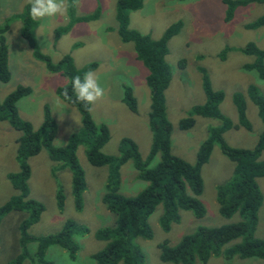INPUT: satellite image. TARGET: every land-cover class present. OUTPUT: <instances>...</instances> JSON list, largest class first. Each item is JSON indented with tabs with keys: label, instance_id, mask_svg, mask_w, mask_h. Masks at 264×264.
<instances>
[{
	"label": "rangeland",
	"instance_id": "374dc122",
	"mask_svg": "<svg viewBox=\"0 0 264 264\" xmlns=\"http://www.w3.org/2000/svg\"><path fill=\"white\" fill-rule=\"evenodd\" d=\"M67 2L70 7L66 15L33 19L37 24L32 33L34 32L39 51L48 56L51 62H56L67 54L75 68L96 63L92 71L96 73L104 95L95 104H90L89 114L95 124H104L109 131V139L100 152L104 155H118L120 140L127 138L136 145L140 158L145 159L150 147L146 70L135 59L132 43H122L116 33V0H80L79 6H73L74 0ZM28 4L27 0H0V25L9 22L4 37L10 72V82L0 85V100L16 85L29 87L30 94L17 101L18 116L36 129L42 122L43 107L47 105L57 125V134L52 144L58 147L64 145L70 133L77 129L79 116L55 96L54 90L64 83V79L60 75L49 73L43 63L35 60L31 48L19 35L22 22L17 17L24 13L30 15ZM72 6L73 12L70 13ZM263 11V5L250 3L237 8L232 19L225 22L224 6L220 0H142L139 9L128 13V29L148 35L153 40L158 39L171 24H181L179 31L167 42L168 53L165 56V62L170 69V81L164 91V106L165 117L171 126L169 137L172 155L193 164L196 150L207 136V127L218 125L216 119L192 116L194 124L191 128L178 129L180 119L187 117L190 108L205 101L200 71L207 76L213 91L223 93L218 109L232 124L237 123L236 111L231 102L232 94L241 93L245 101V115L250 130L241 127L229 129L222 134L224 143L230 148L252 150L255 147L262 124L255 106L245 94V88L248 85L256 86L264 99V80H260L255 71L242 69V66L251 63L253 58L237 52L236 49L242 48L248 42L254 43L258 48H264V26L253 30L244 28L245 24L254 21ZM94 12L98 13L94 21H70L80 16H91ZM66 25L71 27L70 30L54 42L53 31ZM225 47L231 48V51L221 60L218 54ZM179 62H182V66H179ZM125 85L132 90L136 101L135 112L129 111L121 102ZM17 136L18 133L7 123H0V206L16 194L6 175L18 169L14 144ZM75 156L85 181L79 210L74 208L72 202L68 168L58 170L43 150L27 160L30 168L27 180L28 197L43 207L38 220L28 228V235H55L62 230L66 221H71L84 231L71 238L76 248L72 259L65 249L57 245L46 249L44 260L52 264H93L90 256L104 246L103 241L96 239L95 233L113 225V215L101 203L106 179L105 167L90 166L85 159L83 146L77 147ZM258 160L264 162V151L260 153ZM157 161L158 156H155L149 167L154 166ZM232 171L233 163L228 161L218 145L214 144L207 162L201 167L202 191L198 199L205 210L204 216L196 219L190 212L180 211L179 222L164 232L158 226L161 206H156L147 219L151 237L133 239L144 256V264H167L158 259V245L163 241L173 246L183 235L191 233L199 226L218 227L239 221L237 214L228 219L221 217L217 212L214 196L215 187L227 181ZM135 175L130 161L121 166L118 189L120 195L134 196L145 187V183L136 180ZM256 184L262 202L256 213L254 237L264 240V178H257ZM57 191L62 197L60 208L56 203ZM23 215L9 212L0 218V264H9L15 255L25 248L18 242L17 230L24 219ZM26 250L33 252L34 244L28 245ZM28 263L24 261L22 264ZM205 264L264 262L255 258L240 259L236 256L225 260L222 255H218L209 258Z\"/></svg>",
	"mask_w": 264,
	"mask_h": 264
},
{
	"label": "trees",
	"instance_id": "16d2710c",
	"mask_svg": "<svg viewBox=\"0 0 264 264\" xmlns=\"http://www.w3.org/2000/svg\"><path fill=\"white\" fill-rule=\"evenodd\" d=\"M220 2L224 6L223 20L225 22L232 19L234 11L239 7H245L250 3L261 4L264 7V0H220ZM141 5L142 0H116L114 20L119 40L122 43H132L135 59L146 70L145 85L149 92L147 120L150 147L145 159L140 158L136 145L127 138L120 140L118 155H104L100 152L109 139L108 128L104 124L93 122L89 114L90 104L76 100L72 88L73 78L83 77L87 71L94 70L96 63L92 62L75 68L71 57L67 54L58 61L51 62L48 56L39 51L35 42L32 31L37 22L29 13L17 17L22 22L19 35L31 48L34 59L43 63L49 73L60 75L64 79V83L58 85L54 93L58 100L76 111L79 116V126L70 133L64 145L55 147L52 142L57 134V125L47 105L43 107L42 122L36 129L18 116L17 101L30 94L29 87L16 85L4 96L3 100H0V123H7L18 133L14 142L15 162L18 169L6 175L16 194L0 206V218L9 212L24 214V219L18 225L17 230L18 242L25 248L20 254H16L9 264H22L24 261H28V264H52L44 260L45 251L51 245L65 249L72 259L76 248L71 238L84 232L71 221H66L62 230L55 235L45 237L28 235V228L38 220L43 207L28 197L27 180L30 176V168L27 160L36 156L41 150L46 152L47 158L56 164L58 170L68 168L72 202L76 210L81 208V194L85 190L83 172L75 156L77 147H84L85 159L90 166L106 169L101 203L113 215V225L95 233L96 239L103 241L104 246L90 256L93 264H117L118 262L144 264V256L139 247L134 244L133 239L151 237L147 219L156 206H161L158 226L164 232L169 231L173 224L179 222L180 211L190 212L196 219L204 216L205 210L198 199L202 191L201 167L207 162L214 144H217L223 156L233 163V171L229 179L214 189L217 212L225 219L237 214L239 221L218 227L199 226L191 233L183 235L173 246L163 241L158 245V259L167 264H205L209 258L222 255L225 260L236 256L240 259L255 258L264 262V240L254 237L256 213L262 202L256 179L264 178V162L258 160L260 153L264 151V99L256 86L248 85L245 88L247 98L257 110L262 130L252 150L230 148L223 141L224 132L239 127L250 130V124L245 115V101L241 93L232 94L231 102L237 119V123L232 124L218 109L223 93L213 91L207 76L200 71L205 101L201 105L190 108L187 117L180 119L178 129L191 128L194 124L192 116L216 119L218 125L207 127V136L199 144L193 164L172 155L169 137L171 126L165 117L164 106V91L170 81V69L165 62V56L168 53L167 42L179 31L181 24L180 22L171 24L156 40L130 30L127 27L128 13L139 9ZM30 7L31 5L28 4L27 9ZM69 12H73V6ZM97 15L98 13L94 12L91 16H80L70 21H94ZM263 26L264 11L254 21L245 24L244 28L253 30ZM8 28V21L0 25V85L10 82L4 37ZM70 28L66 25L55 29L53 31L54 42L65 35ZM228 51H231V48H223L218 57L224 60ZM236 51L253 58L252 62L243 65L242 69L253 70L260 80H264V48H258L254 43L248 42ZM179 66H182V62H179ZM65 90L71 97L70 100L65 99L63 95ZM121 102L129 111L135 112L136 101L129 86H123ZM155 156H158V161L154 166L149 167ZM128 161L131 162L136 172L135 179L144 182L145 187L134 196L126 197L120 195L118 189L120 168ZM56 203L59 208L62 206V197L58 191ZM233 241L236 243L230 244ZM31 244H34V250L28 252L26 248ZM228 244L230 245L225 247Z\"/></svg>",
	"mask_w": 264,
	"mask_h": 264
},
{
	"label": "clouds",
	"instance_id": "9594fccd",
	"mask_svg": "<svg viewBox=\"0 0 264 264\" xmlns=\"http://www.w3.org/2000/svg\"><path fill=\"white\" fill-rule=\"evenodd\" d=\"M31 5L30 15L32 19H42L51 16H64L67 14L70 5L67 0H27ZM80 0H74L73 6H79ZM72 88L75 92L76 100L95 104L104 95V90L98 82L95 72L87 71L83 77L75 76L72 80ZM65 99H71L67 90L63 93Z\"/></svg>",
	"mask_w": 264,
	"mask_h": 264
}]
</instances>
